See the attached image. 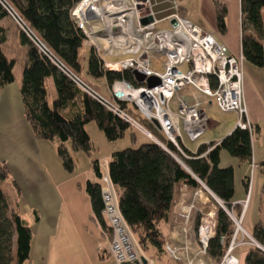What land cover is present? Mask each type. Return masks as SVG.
<instances>
[{
  "label": "trees",
  "instance_id": "1",
  "mask_svg": "<svg viewBox=\"0 0 264 264\" xmlns=\"http://www.w3.org/2000/svg\"><path fill=\"white\" fill-rule=\"evenodd\" d=\"M81 0H7L35 30L64 64L83 76V50L86 48L83 31L72 18L71 10ZM217 10L218 29L226 30L227 7L219 0H213ZM243 18L242 51L245 60L264 70V0H241ZM183 14V12H182ZM9 16L7 8L0 1V19ZM20 30V29H19ZM0 27V89L12 84L16 61L8 58L1 45L6 41ZM22 44L30 50L29 63L24 68L21 94L25 105V116L34 128L37 138L57 139L58 153L63 160L65 170L73 172L74 158L69 148L75 151L90 152L93 148L87 125L95 121L100 130L111 142L123 138L127 131L135 139L134 128L116 113L80 89L71 77L67 76L48 57L38 50L33 53V45L24 31L20 30ZM88 74L95 78L105 77L111 84L116 79L127 78L134 81L131 71L115 72L102 68L101 61L93 47H88ZM52 77L55 81L58 97L49 103V93L45 80ZM87 81V80H86ZM82 102L79 112L69 116L63 111L70 105ZM124 108L133 114L132 104L125 103ZM253 133L237 127L220 142L201 144L196 153L186 152L191 158H183L182 165L176 158L179 151L168 141V151L154 141L141 144L138 148L117 150L111 155L108 168L110 178L119 193L120 209L124 219L144 250L147 243L165 252V235L161 225L167 223L174 202L176 185L187 184L193 188L202 184L219 197L228 209L239 216L243 210L233 202L235 193V169L221 167L222 151L229 152L240 162L253 161ZM98 181L86 183V191L93 205L96 218L109 230L103 214L101 177L103 175L100 160L92 164ZM11 176L7 164L0 161V264H25L31 254L32 228L24 216L17 211L2 184ZM247 178V182H248ZM249 186V184H247ZM264 193V186H263ZM217 234L210 240L208 252L219 261L225 253L235 232L232 218L221 207L218 211ZM38 219V217H37ZM199 223V222H198ZM252 237L264 248V223L253 227ZM221 235H226L227 243L222 245ZM246 264H264V250L256 245H247ZM106 253V252H105Z\"/></svg>",
  "mask_w": 264,
  "mask_h": 264
},
{
  "label": "built area",
  "instance_id": "2",
  "mask_svg": "<svg viewBox=\"0 0 264 264\" xmlns=\"http://www.w3.org/2000/svg\"><path fill=\"white\" fill-rule=\"evenodd\" d=\"M0 1L17 27L26 33L33 47L71 77L80 89L133 128L145 130L123 106L125 103L132 104L147 121H158L168 141L185 157L191 158L186 152L189 149L184 136L194 142L208 128L206 113L201 108L202 95L215 99L222 112L235 113L239 118L237 127L254 134L256 129L248 117L244 95L243 51L240 56L227 54L215 34L203 30L182 14L179 0L172 1L173 12L163 19L156 16L152 0H81L71 10L74 22L86 36L84 45L95 49L102 68L112 72H132L134 81L121 78L108 85L109 97L68 68L7 0ZM166 23L167 28L160 27ZM160 55L165 57L161 61L164 72L156 71L153 66V60L159 59ZM124 56L130 57L118 62L109 59ZM183 65H188L187 71L181 69ZM135 71L146 77V80L138 81ZM148 78H155L159 82L150 86ZM191 86L197 90L192 104L189 98L181 94ZM174 100L178 110L172 108ZM163 148L168 151L166 145ZM108 164L106 160L105 165H101V190L104 202L102 212L109 230L104 234L105 241L99 244V252L108 253L115 264H156V260L145 253L124 219L119 193L110 178ZM256 167L252 161L247 182L249 196L241 202L243 210L240 216L224 207L216 197L220 206L232 218L235 227L231 242L219 261L208 252L210 240L217 234L219 208L213 203L208 204V195L215 197L214 193L202 184L203 188H194L188 197L190 186H176L173 203L177 202V207H173L174 204L171 206L165 237V250L171 259L181 264H241L235 253L238 247H262L243 227ZM219 241L225 246L226 235H221Z\"/></svg>",
  "mask_w": 264,
  "mask_h": 264
},
{
  "label": "crops",
  "instance_id": "3",
  "mask_svg": "<svg viewBox=\"0 0 264 264\" xmlns=\"http://www.w3.org/2000/svg\"><path fill=\"white\" fill-rule=\"evenodd\" d=\"M152 1L159 19L166 18L173 12V0ZM179 1L183 15L187 19L201 26L203 30L218 35L231 55L240 56L242 54L244 31L241 0H219L227 7L225 32L218 29L217 10L213 0ZM0 27L4 28L2 34L6 37L1 48L8 58L16 61L13 69L14 82L0 89V161L7 164L11 172V176L4 181L10 183L9 192L5 194L16 206L17 211L28 220L32 228V250L25 264H51L52 261L59 264L61 261L58 258L59 255H64L62 259L65 264H115L112 256L99 252V244L105 241V231L93 212V205L86 186L84 189L80 186L81 195L74 199L71 194L61 189L64 182L60 181L59 177L63 175L64 166L58 153L59 143L57 139L37 138L34 128L25 116L21 88L23 71L30 61L31 49L28 45L22 44L20 30L11 17L6 16L0 19ZM11 35L14 39L12 45ZM87 54L88 47L83 50L82 57L85 80L95 88L97 87L98 91L102 92L101 89H103L110 95L109 83L105 77L95 78L88 74ZM243 72L245 73L244 95L248 117L256 129L252 139L253 161L257 167L254 172L249 208L244 215L243 222V227L245 225L244 228L251 234L255 224L260 221L264 223V193L262 191L264 186V70L246 60L243 63ZM49 80L50 77L45 80L46 88L51 91V95H54L56 100L58 92L55 81L52 87ZM195 93L197 90L192 86L181 92L183 96L189 98L191 104L194 102ZM200 99L201 108L204 109L208 119L207 131L200 138H203L212 128V131L218 130L219 132L212 138L214 141L206 138L203 141L205 143L220 142L237 128L239 118L235 113L222 112L215 99L211 97L202 95ZM81 108L82 102L78 101L75 105L68 106L63 113L71 116L79 112ZM133 108L131 115L134 118L135 116L143 118L151 126L149 131L144 130L148 134V141L142 144L154 141L162 147L167 146L168 139L161 128L159 129L154 122L147 121L134 106ZM160 135L164 141L159 138ZM187 140L188 142L184 140L187 148L192 151L189 143L196 141L191 142L188 138ZM112 152H115V147ZM106 160L109 161V159ZM220 163L223 168L234 167L235 197L233 202L241 205V202L247 200L249 196L247 178L250 176L252 162H240L229 152L222 151ZM92 172L88 181H98L95 170L92 169ZM76 249H79V252L75 253ZM77 254L80 256L83 254V257L78 259Z\"/></svg>",
  "mask_w": 264,
  "mask_h": 264
},
{
  "label": "rangeland",
  "instance_id": "4",
  "mask_svg": "<svg viewBox=\"0 0 264 264\" xmlns=\"http://www.w3.org/2000/svg\"><path fill=\"white\" fill-rule=\"evenodd\" d=\"M12 20L15 22V20L13 18H12ZM160 27L167 28L168 25L166 23V24L160 25ZM10 39H11V41H10L11 45L14 44V39H13L12 35L10 36ZM18 56L20 57L19 54H18ZM129 57L130 56H124V57H120V58L112 57V58H109V59H110L111 62H113V61L114 62H118V61H124L125 59H129ZM164 59H165V57L160 55L159 59L153 60V66H154V69L156 71L157 70L160 71V72H164L165 71L163 66H161V61H163ZM181 69L183 71H187L188 70V65H183L181 67ZM49 82L52 84V87H54V81H53L52 77H50ZM101 90H102L101 94H104L105 96H108V97L110 96L103 89H101ZM50 92L51 91L49 90L48 91V93H49L48 101H49L50 104H52L55 99H54V95H51ZM172 108L175 109V110H178L176 108V101L175 100L172 102ZM135 119H136V121H138L144 127V129L146 131H149L151 126H150V124L148 122H146L143 118L141 119L138 116L137 117L135 116ZM87 126H88L87 127V131H88L89 135L91 136V143H92V146H93L92 150L90 152H88V153L85 152V151H75V150L71 149V147H69L70 145L67 144L66 147H69V151L71 153V156H72V158H74V168H73L74 170H73V172H69V171H67V170H65L63 168L62 169L63 170V175H62V177H59L60 181L64 182V184L61 187V189L64 192H67V193L71 194L73 199L74 198H78L81 195L80 189H79L80 186L83 187V189H84L85 186H86L85 184L87 183L88 179L90 178V176H92V174H93L92 169L94 170V168L92 167V164H93V162L95 160H100V166L101 165H105V162H106L105 160L106 159L110 160V157H111V155L113 153L112 152L113 147H115V151L128 149V147L138 148L143 142H147L148 141V134L146 132H144V130L142 128L134 129V133L136 135L135 139L130 134V130H129V131H127V133H126L124 138H121V139L117 140L116 142H111V141H109L107 139L106 135H104V133L100 130L98 124H96L95 121L89 123ZM211 129L212 128H210L209 132L206 133L203 138H199L194 143H189L190 149H192V151L190 150L191 153H193V154L196 153V150H194V149H197V147H199V145L205 143L203 141V139L205 140V138H206V139H208L210 141H214V139H212V138H214L219 132H218V130L217 131L216 130L212 131ZM159 138H161L164 141V138L161 135L159 136ZM150 139H151V137H150ZM184 139L186 140V142H188L186 135L184 136ZM184 152H185V150H184ZM188 155H190V154H188ZM176 158L179 160V162L182 165H184L183 164L184 163L183 162V158H187V157H185L184 153H181L179 151V155H176ZM107 162L109 163V161H107ZM178 187H180V186H178ZM2 188H3V191L5 193L6 192L8 193L9 192V188H10V183L9 182H7V183L3 182ZM201 188H203V186L199 187L198 189H201ZM193 189L194 188H192L190 186L188 197H189V195L191 196L192 192H194ZM214 196L215 197H212L211 195H208V197L210 199V202H208V204H211V205L214 204L218 208L221 207L220 203H218V201H217V198L221 202H222V200L219 197H217L215 194H214ZM177 198L179 199V195H178ZM173 204H174L173 207H177L176 206L177 202H175ZM222 205L224 207H226L223 202H222ZM240 206H242V205H240ZM221 208H223V207H221ZM229 210H232V209H229ZM168 227H169V222H168V226H167V223H164V224L161 225V232L164 233L165 237H166V234L168 233L167 232ZM244 227H246V226L244 225ZM246 247H247V245H243L241 247H238L235 250L236 251L235 253L238 256L241 264H246V262H245V257H246V251L245 250H246ZM74 252L75 253L79 252V249L74 250ZM145 253L147 255H149L150 257H153L154 260H156V264H181L178 261L176 262L173 259H171L169 257V255L167 254L166 250H165V252H159L158 249H156L155 247H153L151 244H148V243H147V250H145ZM63 257H64V255H59L58 256V258L61 259L59 264H65V262L62 259ZM82 257H83V254H81V256H80V254H77L76 258L81 259ZM51 264H57V263H53V261H52Z\"/></svg>",
  "mask_w": 264,
  "mask_h": 264
},
{
  "label": "water",
  "instance_id": "5",
  "mask_svg": "<svg viewBox=\"0 0 264 264\" xmlns=\"http://www.w3.org/2000/svg\"><path fill=\"white\" fill-rule=\"evenodd\" d=\"M149 20H152V19L150 18ZM144 21H146V20H144ZM215 36H216V38H217V41H219V43L223 46V45H224V42L220 40V38L218 37V35L215 34ZM224 48H225V52H226L227 54L231 55V52L228 51V49H227V47H226L225 45H224ZM32 52H33L34 54L37 53V49L34 47ZM134 75H135V78H137L138 81H140V82H144V81L146 80V77H144L141 73H139V72H137V71L134 72ZM147 81H148V84H149L150 86H154V85H156V84L159 82V80H157V79H155V78H148ZM152 122H154V124H155L159 129L161 128V125H160V123H159L158 121L153 120ZM260 248H261L262 250H264L263 247H260Z\"/></svg>",
  "mask_w": 264,
  "mask_h": 264
}]
</instances>
